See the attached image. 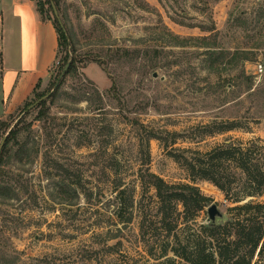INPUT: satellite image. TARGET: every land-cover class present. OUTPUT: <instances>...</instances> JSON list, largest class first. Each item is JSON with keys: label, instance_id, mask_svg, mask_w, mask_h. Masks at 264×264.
Listing matches in <instances>:
<instances>
[{"label": "rangeland", "instance_id": "rangeland-1", "mask_svg": "<svg viewBox=\"0 0 264 264\" xmlns=\"http://www.w3.org/2000/svg\"><path fill=\"white\" fill-rule=\"evenodd\" d=\"M45 1L57 64L0 121V264H163L141 237L157 201L141 175L188 183L172 153L264 140V0ZM226 121L240 127L203 132ZM196 185L227 214L221 190Z\"/></svg>", "mask_w": 264, "mask_h": 264}, {"label": "trees", "instance_id": "trees-1", "mask_svg": "<svg viewBox=\"0 0 264 264\" xmlns=\"http://www.w3.org/2000/svg\"><path fill=\"white\" fill-rule=\"evenodd\" d=\"M35 1L40 15L45 13L46 1ZM54 25L60 39V29ZM239 127L236 121H226L217 131L205 125L203 132L224 133ZM149 138L158 136L152 131ZM8 144L3 146L0 163ZM172 156L186 167L190 182L170 184L149 170L141 175L144 182L147 177L157 196L155 215L143 218L140 225L150 254L165 258L163 264H264V140H227L206 152L187 149ZM197 180L212 182L231 203L227 219L218 225L198 223L212 199L201 192ZM125 192L124 188L118 194L121 208ZM126 204L127 209L134 207V201ZM117 216L120 222L132 218L124 219L120 212Z\"/></svg>", "mask_w": 264, "mask_h": 264}, {"label": "crops", "instance_id": "crops-1", "mask_svg": "<svg viewBox=\"0 0 264 264\" xmlns=\"http://www.w3.org/2000/svg\"><path fill=\"white\" fill-rule=\"evenodd\" d=\"M59 33L35 0H0V121L23 107L51 79Z\"/></svg>", "mask_w": 264, "mask_h": 264}, {"label": "water", "instance_id": "water-1", "mask_svg": "<svg viewBox=\"0 0 264 264\" xmlns=\"http://www.w3.org/2000/svg\"><path fill=\"white\" fill-rule=\"evenodd\" d=\"M54 7V6H53ZM54 11H55V14L57 15V12L55 10V7H54ZM58 17V16H57ZM69 65L70 63H68L66 65V67L64 68V71L63 73L61 74L60 78H62L65 73L68 71V68H69ZM155 77H157V75L155 74L154 75ZM46 97H42L41 99H39L38 101H36L33 105H31L30 107L36 105V104H39L42 100H44ZM3 145H4V141L2 142V144L0 145V153H1V150L3 148ZM207 219H206V223L207 224H210V225H218L220 224L221 222L225 221L227 219V214L224 213L218 206L217 203H212L208 208H207Z\"/></svg>", "mask_w": 264, "mask_h": 264}, {"label": "built area", "instance_id": "built-area-1", "mask_svg": "<svg viewBox=\"0 0 264 264\" xmlns=\"http://www.w3.org/2000/svg\"><path fill=\"white\" fill-rule=\"evenodd\" d=\"M258 68H259V72H262L263 71V66L261 64L258 65Z\"/></svg>", "mask_w": 264, "mask_h": 264}]
</instances>
